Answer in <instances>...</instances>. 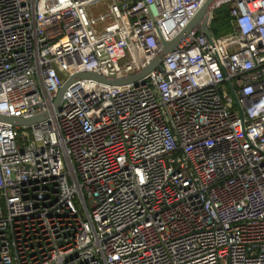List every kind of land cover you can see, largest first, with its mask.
I'll use <instances>...</instances> for the list:
<instances>
[{
  "label": "built area",
  "instance_id": "built-area-1",
  "mask_svg": "<svg viewBox=\"0 0 264 264\" xmlns=\"http://www.w3.org/2000/svg\"><path fill=\"white\" fill-rule=\"evenodd\" d=\"M207 2L0 0V116L47 115L0 120V264H264V0H215L210 37L56 106L81 72L148 68Z\"/></svg>",
  "mask_w": 264,
  "mask_h": 264
},
{
  "label": "water",
  "instance_id": "water-1",
  "mask_svg": "<svg viewBox=\"0 0 264 264\" xmlns=\"http://www.w3.org/2000/svg\"><path fill=\"white\" fill-rule=\"evenodd\" d=\"M215 0H208V2L205 4V6L200 10V12L197 14V16L194 18V20L188 25V27L175 39L172 41H163L162 40V49L157 54L156 58L154 59L153 63L143 71L125 77L121 79H112V78H106L103 76H100L95 73L91 72H81L75 76H73L70 80H68L64 87L61 89L58 98L56 106L58 107L62 97L65 93V91L70 87L73 83L80 81V80H89V81H95L101 84L109 85V86H122L127 85L131 83H136L137 81L143 79L146 75H148L151 71L155 70L158 66H160L165 57L170 54L172 51L177 49V47L191 34V32L197 28L200 27L202 32L210 37L211 33L208 28V20L209 15L212 11V6ZM243 109H241V116L243 117ZM47 118V115H40L36 116L30 119H20V118H10L5 116H0L1 121L9 122L14 126H29L35 123H38L40 121H43Z\"/></svg>",
  "mask_w": 264,
  "mask_h": 264
},
{
  "label": "rangeland",
  "instance_id": "rangeland-1",
  "mask_svg": "<svg viewBox=\"0 0 264 264\" xmlns=\"http://www.w3.org/2000/svg\"><path fill=\"white\" fill-rule=\"evenodd\" d=\"M98 9L99 12L104 11V7L102 5L97 6L95 8L94 12ZM229 18H228V9L227 7H221L217 9L214 13V20L212 23L211 31L212 33L219 37L221 35L226 34L228 31H230V24H229ZM21 132H28L27 130H21ZM81 212H83L82 206L78 205Z\"/></svg>",
  "mask_w": 264,
  "mask_h": 264
},
{
  "label": "trees",
  "instance_id": "trees-1",
  "mask_svg": "<svg viewBox=\"0 0 264 264\" xmlns=\"http://www.w3.org/2000/svg\"><path fill=\"white\" fill-rule=\"evenodd\" d=\"M228 9V8H227ZM228 18H229V12H228ZM230 21V20H229Z\"/></svg>",
  "mask_w": 264,
  "mask_h": 264
}]
</instances>
